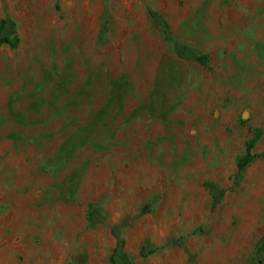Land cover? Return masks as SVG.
Returning a JSON list of instances; mask_svg holds the SVG:
<instances>
[{
  "label": "rangeland",
  "instance_id": "rangeland-1",
  "mask_svg": "<svg viewBox=\"0 0 264 264\" xmlns=\"http://www.w3.org/2000/svg\"><path fill=\"white\" fill-rule=\"evenodd\" d=\"M6 16L0 264H111L127 219L133 264H264V159L233 181L257 130L264 152V0H0ZM209 182L228 189L214 211Z\"/></svg>",
  "mask_w": 264,
  "mask_h": 264
},
{
  "label": "trees",
  "instance_id": "trees-1",
  "mask_svg": "<svg viewBox=\"0 0 264 264\" xmlns=\"http://www.w3.org/2000/svg\"><path fill=\"white\" fill-rule=\"evenodd\" d=\"M149 15L157 26H159L163 32L165 40L171 44L175 56L183 61L197 63L202 66H208L210 58L207 54L200 52L197 48L186 44L179 40L170 28L167 20L161 16L158 12L148 7ZM105 31H103L104 34ZM20 44V37L18 32V25L10 16H6L0 21V48L8 46L12 49L18 48ZM262 137V132L257 130L254 137L247 143L246 154L244 157L238 160L237 172L233 177L234 186H238L245 170L251 166L255 161L264 159V152L255 153L254 148ZM206 187L210 190L213 197L212 210H216L225 198L228 189L218 187L214 183H206ZM89 221L92 223H104L105 217L103 213L96 208H93L88 215ZM132 224L131 219L123 220L110 227L112 236L114 237L116 244L110 256L111 264H133V261L126 251V241L123 236L124 230L130 227ZM195 231L192 235L196 234ZM191 236V235H189ZM188 237V236H187ZM181 237L175 243H181L186 238ZM161 250L160 247L153 245H145L141 250V256L148 258ZM259 253H264V242L261 245ZM261 264V263H258Z\"/></svg>",
  "mask_w": 264,
  "mask_h": 264
}]
</instances>
